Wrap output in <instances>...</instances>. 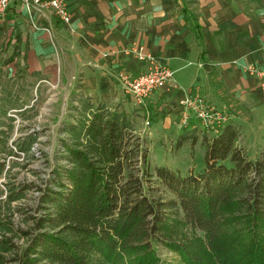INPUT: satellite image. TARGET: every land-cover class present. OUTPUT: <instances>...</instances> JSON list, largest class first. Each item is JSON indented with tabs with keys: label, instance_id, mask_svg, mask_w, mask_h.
I'll list each match as a JSON object with an SVG mask.
<instances>
[{
	"label": "trees",
	"instance_id": "obj_1",
	"mask_svg": "<svg viewBox=\"0 0 264 264\" xmlns=\"http://www.w3.org/2000/svg\"><path fill=\"white\" fill-rule=\"evenodd\" d=\"M78 105L59 128L58 152L66 163L35 187L34 207L25 214L30 226L24 230L0 217V228L25 238L22 244L0 239V264H91L97 258L148 264L160 261L158 245L178 253L184 264H224V246L237 234L262 238L264 148L252 159L236 147L238 125L204 134L205 168L182 175L151 164L128 113L84 99ZM3 137L0 177L5 154H11ZM33 187L6 184L7 203ZM15 209L21 207L9 218Z\"/></svg>",
	"mask_w": 264,
	"mask_h": 264
},
{
	"label": "crops",
	"instance_id": "obj_2",
	"mask_svg": "<svg viewBox=\"0 0 264 264\" xmlns=\"http://www.w3.org/2000/svg\"><path fill=\"white\" fill-rule=\"evenodd\" d=\"M66 2L70 24L49 10H28L22 0L0 11V59L19 77L52 82L55 99L71 106L84 99L118 107L139 132L137 119L145 118L146 124L180 129L181 101L196 94L226 110L240 134L252 124L264 128V90L247 71L250 65L264 69V0ZM138 46L173 71V83L142 103L119 80L120 72L145 70L130 52ZM193 120L182 134H195Z\"/></svg>",
	"mask_w": 264,
	"mask_h": 264
},
{
	"label": "rangeland",
	"instance_id": "obj_3",
	"mask_svg": "<svg viewBox=\"0 0 264 264\" xmlns=\"http://www.w3.org/2000/svg\"><path fill=\"white\" fill-rule=\"evenodd\" d=\"M6 61L3 57L0 59V134H4L2 144L11 150V154H5L7 155L6 168L0 177V187L3 191L0 194V217L15 222L18 227L25 230L30 226L25 219V214L29 208L34 207V198L38 195L35 187L44 185L55 166L66 163L61 159L62 154L58 152L62 147L60 144L62 134L59 128L61 121L66 119L71 102H62L61 96L60 100L55 99L58 88L52 82H42L39 85L37 78H21L17 72L9 69ZM196 95L203 97L209 108L214 109V112L222 117V122L225 121L224 126L229 123V113L226 110L212 104L201 94ZM191 118L194 119L192 123H197L194 134L197 138H194L192 142L182 138L186 135L182 134L184 127ZM149 120L152 121L151 118ZM252 120L249 119L250 124L254 122V119ZM137 121V127L144 129V131H137L145 140L151 164L169 168L182 175L200 172L205 168V148L202 137L207 133L209 136L218 135L221 131L216 133L211 127L206 128L193 113L190 114L186 123H183V116L179 122L181 127L176 130H167L162 125L158 127L146 124L147 118L137 119ZM259 126L252 124L249 129L239 135L235 142V146L244 149L252 159H255L264 148V128L263 125ZM179 140L182 142H178ZM61 150L63 153V149ZM224 163L231 166L229 160ZM12 183L34 187L26 190L22 198L7 203L9 192L5 186ZM16 207L21 209H15L13 217L9 218L12 209ZM188 233L192 235L193 231L188 229ZM263 237L264 234L256 242L248 232L244 236L237 234L224 246L223 253L227 254L224 264H255L256 262L264 264V254L261 252L264 245ZM3 238H13L18 244L25 241V238L18 236L8 227L0 228V239ZM156 253L160 261L148 264H184L178 253L162 245L157 246ZM125 262L129 264L128 260ZM91 264L111 263L104 258H97Z\"/></svg>",
	"mask_w": 264,
	"mask_h": 264
},
{
	"label": "built area",
	"instance_id": "obj_4",
	"mask_svg": "<svg viewBox=\"0 0 264 264\" xmlns=\"http://www.w3.org/2000/svg\"><path fill=\"white\" fill-rule=\"evenodd\" d=\"M28 10L32 6L51 11L63 23L70 24L71 13L67 7L66 0H22ZM12 0H0V11H6ZM34 28L39 27L33 24ZM130 52L140 61L146 64L144 71L132 75L128 72H120L119 80L123 90L132 95L138 102L142 103L145 99L153 95L158 89L173 83V71L166 64L161 62L145 51L143 46H138L130 50ZM247 71L258 78L261 88L264 90V69L257 68L253 65L247 67ZM181 105L185 110L184 121L186 123L191 113L199 118L203 125L211 127L214 132L218 133L224 127L225 121L222 122V117L214 112V109L209 108L207 102L200 95L188 96Z\"/></svg>",
	"mask_w": 264,
	"mask_h": 264
}]
</instances>
